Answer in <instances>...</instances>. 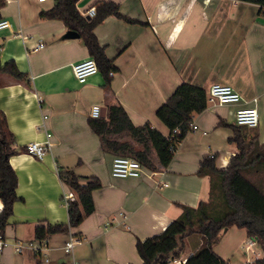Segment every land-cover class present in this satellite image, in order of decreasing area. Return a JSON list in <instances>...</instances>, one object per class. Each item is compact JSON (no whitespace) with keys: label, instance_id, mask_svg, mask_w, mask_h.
<instances>
[{"label":"crops","instance_id":"0c3cea01","mask_svg":"<svg viewBox=\"0 0 264 264\" xmlns=\"http://www.w3.org/2000/svg\"><path fill=\"white\" fill-rule=\"evenodd\" d=\"M99 1L78 0L76 5L84 15ZM111 1L136 22L108 15L94 27L115 66L107 85L99 70L84 82L75 78L72 65L90 55L79 36L66 35L62 20L40 17L55 0H4L0 8L1 19L10 23L0 28V60H14L30 82L0 73V110L14 148L32 141L46 145L42 158L24 151L8 156L19 198L4 230L9 243L0 250V264H141L137 238L162 231L181 213V205L208 199L209 177L197 173L202 157L216 153L217 166L224 167L239 151L228 140L232 129L220 120L233 124L238 106H256L258 124L246 128L264 142V9L241 0ZM183 81L206 91L212 83H227L243 99L239 105L208 103L193 113L197 128L186 133L170 163L152 170L151 177L111 176L114 154L102 149L88 124L91 106L98 104L106 115L108 104L120 103L135 125L148 122L167 136L156 109ZM58 168L99 178L100 187L92 191L94 210L67 232L50 234L46 254L16 252L11 242L35 239L37 224L68 221L62 194L74 192L60 180ZM69 237L79 241L66 253ZM200 243L199 234L187 236L177 257L187 258ZM214 251L230 264L264 257L245 228L235 225L221 231Z\"/></svg>","mask_w":264,"mask_h":264},{"label":"trees","instance_id":"16d2710c","mask_svg":"<svg viewBox=\"0 0 264 264\" xmlns=\"http://www.w3.org/2000/svg\"><path fill=\"white\" fill-rule=\"evenodd\" d=\"M78 0H55L54 4L40 11L41 18H58L66 27L78 32L89 55L95 60L98 70L109 83V71L114 70L112 60L100 44L94 27L106 16L115 15L128 22L136 20L122 14L118 3L111 0L99 1L95 14L87 17L77 8ZM258 4L264 9V0H241ZM4 0H0V8ZM1 19V14H0ZM0 73L13 80L29 85L26 72L21 71L14 60L1 62ZM208 105L206 90L181 82L166 100L156 109L157 117L169 130L167 136L148 122L135 125L120 103L107 105L106 115L89 117L90 128L98 135L101 147L114 155L130 156L151 170L166 167L186 133L193 113L203 111ZM220 125L232 129L228 140L234 142L238 152L230 156L226 166L218 167L217 154H207L199 162L197 173L209 177V196L196 206L181 205V213L172 219L157 234L144 239L137 238L136 250L141 264H170L184 248L185 238L191 234L200 235L201 243L183 264H230L214 251L223 229L235 225L245 228L246 235L264 250V142L257 133L250 134L247 126L219 121ZM178 128V132H173ZM15 138L9 130L6 118L0 110V235H4L7 220L13 211V203L19 197L16 193V172L8 161V156L17 152H27V147L14 148ZM7 155V157H5ZM60 180L74 192V198L66 202L68 221L37 224L35 238L43 239L50 234L67 232L79 225L94 210L92 191L100 187L98 177L84 178L72 169L58 168ZM39 264V262L37 263ZM264 264V257L250 263Z\"/></svg>","mask_w":264,"mask_h":264},{"label":"built area","instance_id":"2783aa9c","mask_svg":"<svg viewBox=\"0 0 264 264\" xmlns=\"http://www.w3.org/2000/svg\"><path fill=\"white\" fill-rule=\"evenodd\" d=\"M45 1V0H38ZM84 15L93 16L95 14V7L91 6L83 12ZM10 23L6 19H0V28L9 26ZM42 43H38L36 47H42ZM72 70L75 78L79 82H84L90 75L98 71L95 60L88 56L72 65ZM114 70L109 71V75H114ZM207 101L210 104H240L242 101L241 94L230 84L215 82L212 83L206 91ZM256 100V98H254ZM89 115L91 117H99L101 115L100 106L94 104L91 106ZM259 113L256 106H238L234 112V122L238 125H244L247 127H254L258 124ZM190 129H196L197 125L191 121L189 123ZM173 132H178V128H175ZM27 152L31 155L42 158L46 152L45 143L32 141L27 146ZM110 174L113 177L125 178V177H140L147 175L151 177L154 171L147 168L140 161L130 157L122 155H114L111 163ZM74 194L71 191L64 192L62 194V200L66 204L68 199H73ZM78 238L69 237L64 243V251L66 253L72 252L73 246L78 242ZM8 241L0 235V250L8 245ZM252 243V241H250ZM16 252H22L25 249H32L36 252L46 254L49 250L47 237L43 239L26 240L23 238H17L11 242ZM47 259V258H46ZM186 258L174 257L171 262L177 264H183ZM74 264H79L74 262Z\"/></svg>","mask_w":264,"mask_h":264},{"label":"water","instance_id":"95a60500","mask_svg":"<svg viewBox=\"0 0 264 264\" xmlns=\"http://www.w3.org/2000/svg\"><path fill=\"white\" fill-rule=\"evenodd\" d=\"M87 17H89L88 15H87ZM66 35L67 36H73V37H75V36H78V32L77 31H75V30H71V29H69L67 32H66ZM105 115V110L103 109V112H101V117H103ZM5 157H7V155L5 156Z\"/></svg>","mask_w":264,"mask_h":264}]
</instances>
